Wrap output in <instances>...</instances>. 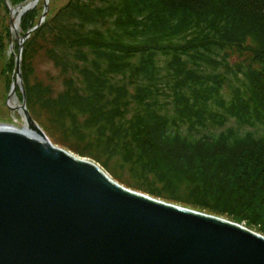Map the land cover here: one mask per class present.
<instances>
[{
    "label": "trees",
    "instance_id": "16d2710c",
    "mask_svg": "<svg viewBox=\"0 0 264 264\" xmlns=\"http://www.w3.org/2000/svg\"><path fill=\"white\" fill-rule=\"evenodd\" d=\"M36 11L21 17L23 34ZM39 55L60 90L33 78ZM21 77L48 137L114 181L261 224L264 0H67L24 43ZM242 168L246 192H235Z\"/></svg>",
    "mask_w": 264,
    "mask_h": 264
},
{
    "label": "water",
    "instance_id": "95a60500",
    "mask_svg": "<svg viewBox=\"0 0 264 264\" xmlns=\"http://www.w3.org/2000/svg\"><path fill=\"white\" fill-rule=\"evenodd\" d=\"M48 1L36 26L22 36L14 31L8 100L22 86L23 46L44 22ZM38 2L24 5L17 21ZM7 106L30 133L0 127V264H264V236L125 188L93 161L54 146L29 114L23 89L21 105Z\"/></svg>",
    "mask_w": 264,
    "mask_h": 264
},
{
    "label": "rangeland",
    "instance_id": "374dc122",
    "mask_svg": "<svg viewBox=\"0 0 264 264\" xmlns=\"http://www.w3.org/2000/svg\"><path fill=\"white\" fill-rule=\"evenodd\" d=\"M17 1V6L16 8L10 7L12 9H17L20 8L21 6L26 5L32 0H16ZM67 0H49V9H50V14L53 13L54 10L60 8L63 6ZM7 0H2L0 4V33L3 30V33L8 34V37L5 35H2L0 37V40H2V50L0 53V126H10L13 128H18L22 129L24 126V121L22 115L18 111H11L8 106L7 102L9 101V105L11 102L16 101V106H20L21 101H22V86L20 84H17V87L15 89V95L12 96L9 100V92L11 89L12 83L16 80L15 76V56L17 54L16 50V40L14 36V32L11 30V27L9 25V20H10V11L7 5ZM36 8V7H35ZM43 8V0H39L38 5H37V11L35 12L34 15V23L37 21V18L40 17V14L42 12ZM13 18V17H12ZM20 23L19 22V29L18 33L20 36L23 35L24 32L21 31L20 28ZM6 27V31H5ZM3 28V29H2ZM12 38V40H11ZM11 42V46H10ZM34 76L33 78L36 79L37 81H41L44 84H50L53 89L55 90H60L61 89V82L58 77V71L52 66L51 63H49L44 57L39 55L35 60H34ZM15 105V104H14ZM42 118L40 119V121ZM45 123V122H42ZM45 132V131H44ZM46 134V133H45ZM47 135V134H46ZM48 137V135H47ZM50 142L58 147L62 148L53 139H50L48 137ZM64 149V148H62ZM66 150V149H65ZM75 155V154H74ZM77 156V155H76ZM232 180L235 182L234 185L232 186V190L235 192H242L243 190L239 188H243L246 192V189L244 188L245 183V177H244V169L242 168L241 170L237 171L234 177H232ZM244 180V181H243ZM254 188H252L253 191ZM248 192V191H247ZM261 199V198H260ZM254 203H257V199L254 200ZM202 213L205 214H210L212 216H215L216 214L208 212V211H203L199 210ZM256 212H259L258 210ZM218 215H216L217 217ZM220 218L229 220L233 223L239 224L240 226L245 227L246 229L256 233L260 234L261 233V227L262 224H264V212L260 213L261 217V224L258 226H252L249 223V218L252 217L251 211H247L243 213L242 217L240 218H233V217H227L226 215H220L218 216ZM262 235V234H260ZM263 236V235H262Z\"/></svg>",
    "mask_w": 264,
    "mask_h": 264
},
{
    "label": "bare ground",
    "instance_id": "6f19581e",
    "mask_svg": "<svg viewBox=\"0 0 264 264\" xmlns=\"http://www.w3.org/2000/svg\"><path fill=\"white\" fill-rule=\"evenodd\" d=\"M32 1H30L28 4H30ZM32 4H30V6H31ZM32 7V6H31ZM21 11H22V8H18V9H13V14H12V17H13V20H14V26H15V28H12V31L14 32L15 30H17L18 31V29H19V26H18V21H17V19H18V17L20 16V13H21ZM15 104V105H14ZM10 106L11 107H15L16 106V101L15 102H11L10 103ZM0 127H5V128H7V129H16V130H18V131H25L26 133H30V131H28V129L25 127V126H23V128L22 129H18V128H13V127H10V126H0ZM33 135H35V134H33ZM34 137H36V136H34ZM39 139V138H38ZM37 139V140H38ZM74 155V154H73ZM74 156H76V155H74ZM76 157H78V156H76ZM173 204V203H172ZM174 205H176V206H179V207H181V208H186V207H183V206H181V205H178V204H174ZM187 209H189V210H192V209H190V208H187ZM194 210V209H193ZM220 218V217H219ZM223 219V218H222ZM224 220H226V219H224ZM228 222H229V220H227ZM231 222V221H230ZM243 227V226H242ZM243 228H245V227H243Z\"/></svg>",
    "mask_w": 264,
    "mask_h": 264
}]
</instances>
